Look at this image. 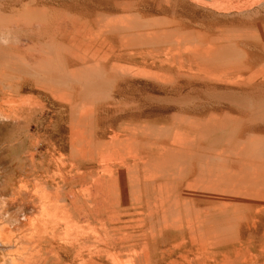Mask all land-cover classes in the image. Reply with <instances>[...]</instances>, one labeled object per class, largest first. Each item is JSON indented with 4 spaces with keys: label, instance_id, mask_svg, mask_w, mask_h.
Segmentation results:
<instances>
[{
    "label": "rangeland",
    "instance_id": "obj_1",
    "mask_svg": "<svg viewBox=\"0 0 264 264\" xmlns=\"http://www.w3.org/2000/svg\"><path fill=\"white\" fill-rule=\"evenodd\" d=\"M39 3L63 26L56 32L47 27L42 41L58 66L57 121L50 108L37 128L74 129L75 157L91 170L92 199L100 200L105 215L126 218L109 237L93 232L94 240L126 244L129 255L115 258L110 251L109 264H170L177 255L198 252L194 236L180 239L174 231L159 240L169 249L166 261L151 257L148 223L157 212L181 207L177 194L205 210L217 208L234 223L235 264H264V157L254 168L251 156L264 149V0ZM108 75L115 78L101 80ZM209 122L229 128H197ZM23 128L36 126L0 119V147L7 145L0 167L9 166L16 177L34 168L25 156L31 148ZM180 148L209 158L193 159L170 194L112 201L105 186L119 168L142 167L143 159L157 158L153 150ZM49 160L45 153L36 163Z\"/></svg>",
    "mask_w": 264,
    "mask_h": 264
},
{
    "label": "bare ground",
    "instance_id": "obj_2",
    "mask_svg": "<svg viewBox=\"0 0 264 264\" xmlns=\"http://www.w3.org/2000/svg\"><path fill=\"white\" fill-rule=\"evenodd\" d=\"M39 4V0H0V119L4 125L34 121L36 126L32 131L23 128L31 148L25 156L34 168L16 177L9 166L0 167V264H109L110 251L115 258L129 255L126 244L114 238L111 245L105 244L94 240L93 232L102 230L109 237L116 224L126 218L105 215L100 200L92 199L91 170L75 157L74 129L65 132L61 128H37L50 108L54 110L51 121H57L59 94L53 81L58 66L42 48V41L47 27L56 32L63 26ZM133 24L140 25L137 19ZM114 78L108 75L101 80ZM197 128L223 131L229 126L209 122ZM6 149V144L0 147V163ZM152 152L157 158L143 159L142 167L136 163L119 168L117 175L107 180L106 192L113 202L132 201L143 193L170 194L174 182L187 173L193 159L209 158L192 148ZM45 153H49L50 160L36 163ZM251 156L252 166L257 168L264 149ZM158 179L164 181L158 184ZM79 191L85 193L84 197H79ZM177 197L181 207L157 212L148 223L154 247L151 257L165 262L169 249L159 240L167 239L174 231L181 239L188 232L199 244L198 252L177 255L170 264H235L239 245L234 223L220 217L217 208L197 207L189 195ZM221 224L224 229L218 233L213 228Z\"/></svg>",
    "mask_w": 264,
    "mask_h": 264
}]
</instances>
